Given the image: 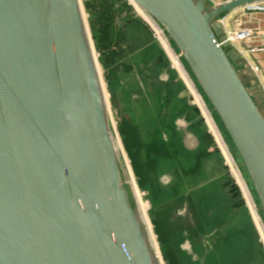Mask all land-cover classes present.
I'll return each mask as SVG.
<instances>
[{
    "label": "water",
    "instance_id": "1",
    "mask_svg": "<svg viewBox=\"0 0 264 264\" xmlns=\"http://www.w3.org/2000/svg\"><path fill=\"white\" fill-rule=\"evenodd\" d=\"M130 1L181 55L264 217L263 89L242 80L221 22L264 0ZM84 18L79 0H0V264H161L125 187Z\"/></svg>",
    "mask_w": 264,
    "mask_h": 264
},
{
    "label": "rangeland",
    "instance_id": "2",
    "mask_svg": "<svg viewBox=\"0 0 264 264\" xmlns=\"http://www.w3.org/2000/svg\"><path fill=\"white\" fill-rule=\"evenodd\" d=\"M79 1L105 90L110 128L125 187L132 198L133 206L146 223L160 263L214 264L210 253L211 245L217 239V236L214 237L217 229H210L213 232L205 239V246L209 244L207 248L198 246L195 235L198 234L195 227V225L198 227V218L191 212V201L187 197L172 199L178 181L176 167L163 166L158 160L154 161L148 157L149 149L145 145L146 133L156 124V109L153 107L156 94L165 98L170 92L173 93L169 99L171 107L169 120L173 124L174 148L177 152L190 157L204 158L207 143L206 138L201 137L199 132L211 134L214 138L212 140L219 146L221 157L211 158L205 169L209 173L217 169L221 175H225L222 167L225 162L228 171L227 179L224 180L231 186L234 181L235 187L240 189L264 244V217L259 214L262 223L254 219L258 216L252 211L253 204L257 206L255 195L251 191L244 171L241 167L242 172L239 170L240 164L235 158V152L226 144L220 126L216 119L214 120L216 117L212 116L208 108L211 119H207L202 112L199 115L186 110L185 112L189 113L184 114L175 107L178 98L188 94L194 96L192 89L197 90L191 74L183 65V60L182 67L179 68L172 55L158 40L155 30L146 21V16L130 0ZM132 86L138 93H133V88H130ZM194 100V103L189 99L186 100V106L198 107L196 99ZM168 111H163L166 113L159 114V117L165 116ZM203 116L206 119L204 124ZM225 145L231 154L228 153ZM210 152L214 150L211 148ZM172 154L173 149L155 152V156L163 159L171 157ZM229 191L227 187L226 194L230 195ZM147 194L150 195L152 202L147 199ZM165 197L172 200L161 204ZM222 199V206L231 201L226 195H222ZM156 203L159 209L156 213H151L153 204ZM246 224L248 230H244V233H247V238L250 239L251 224L249 222ZM212 225L213 223L210 227ZM231 257L237 259L239 255L231 252Z\"/></svg>",
    "mask_w": 264,
    "mask_h": 264
},
{
    "label": "trees",
    "instance_id": "3",
    "mask_svg": "<svg viewBox=\"0 0 264 264\" xmlns=\"http://www.w3.org/2000/svg\"><path fill=\"white\" fill-rule=\"evenodd\" d=\"M153 50V48L151 49ZM161 52V51H160ZM161 54V53H160ZM146 59V57L144 58ZM184 64V63H183ZM185 65V64H184ZM133 93H138L134 90ZM173 96V93H169V96L163 98L160 94H156L154 98L153 107L156 115V124L153 125L150 131L146 133V142L148 150V157L151 159L158 160L163 166L176 167L178 181L175 185L173 198H188L191 201L192 205V214L198 218V227L195 225L198 234H195L197 237V244L200 247H208L209 244L205 246V239L208 237L211 232L210 229L216 228V233L214 237L217 239L214 241L212 246V251L210 253L211 260L213 259L214 264H264V244L262 243L256 226L253 223V218L250 214L249 207L246 200L242 196L240 189L236 186L233 181L231 184L226 183L224 180L227 179L228 168L224 162V174L221 175L217 169L213 170V173H209L205 167L209 160L213 157H221V151L217 143L213 142L214 138L208 133L199 132L201 137L206 138V147L205 153L203 154L204 158H196L194 156H186L182 153L177 152V149L174 148L175 139L173 138L174 129L173 124L170 122V113L171 107L169 103L170 97ZM188 99L194 103V98L192 94H188L185 97L178 98L175 104V107L181 111V113L186 110L193 111L201 115L199 108L194 105L186 106V100ZM165 110H169L165 116H160L161 113ZM183 116V115H182ZM202 123L204 120L202 118ZM200 131V130H198ZM208 138V139H207ZM213 139V140H212ZM226 143L229 145L232 151L233 148L230 146L229 139H225ZM209 151L212 148L214 152ZM170 150L173 149V154L169 158H162L155 156L157 150ZM223 161V160H222ZM226 171V172H225ZM229 173V172H228ZM231 181V182H232ZM227 187L229 188V194H226ZM222 195L228 196L231 201L228 204L222 206ZM147 199H150V195L147 194ZM169 197L162 199V203L172 200ZM217 200V201H216ZM153 204V209L151 213H156L159 209ZM242 217V220L240 218ZM264 219V218H263ZM238 222V223H236ZM247 222L251 224L250 232L252 237L247 238V233H244V230H248ZM213 223L212 227L210 225ZM189 233V229L186 230ZM214 238V239H215ZM235 246H238L234 250ZM237 249V250H236ZM231 252L239 255V258L233 259L231 257Z\"/></svg>",
    "mask_w": 264,
    "mask_h": 264
},
{
    "label": "crops",
    "instance_id": "4",
    "mask_svg": "<svg viewBox=\"0 0 264 264\" xmlns=\"http://www.w3.org/2000/svg\"><path fill=\"white\" fill-rule=\"evenodd\" d=\"M227 1L230 0H208L209 4L211 6L213 5V7H218L226 3ZM258 4L256 7L253 8L248 6L249 11H251V13H248L247 8L236 9L233 12L223 16L221 22H223L222 24L224 26L225 31L236 32L241 30H251L254 33L250 39L238 43L235 47L241 58H243L247 62V66L244 69L240 70V76L242 80L249 87L256 85L261 86V88L263 89L264 96V12H256V10L264 11V1ZM185 68L188 73L191 74L187 69L186 65ZM190 76L197 90L202 95L201 97L207 105V108L211 110L207 100L205 99L201 90L193 79L192 74ZM260 109L262 112H264V102L260 104ZM200 112L202 111L200 110ZM212 116L215 117L214 115ZM215 119L220 126V130L222 131L223 136L225 138H228L220 122L217 120V118H214V120Z\"/></svg>",
    "mask_w": 264,
    "mask_h": 264
},
{
    "label": "built area",
    "instance_id": "5",
    "mask_svg": "<svg viewBox=\"0 0 264 264\" xmlns=\"http://www.w3.org/2000/svg\"><path fill=\"white\" fill-rule=\"evenodd\" d=\"M144 15L146 16V21L148 22V24L155 30V33H156V36L158 37V40L162 43V45L165 47V49L172 55V57H173L172 59L174 60V62L178 65L179 68L182 67V63L183 62H182V58L180 57L181 55L177 52V50L174 48V46H172V44L169 42L168 36L166 35L165 31L153 21L154 19H151L146 14H144ZM225 32H226L227 38L230 40L232 46L235 49H236L235 46L238 43L250 39L253 36V34H254L251 30H241V31H236V32H234V31H225ZM184 67H185V65H184ZM182 74H183V70H182ZM197 92H198V90H195L194 88L192 89V93L194 95L193 97H195L194 99H196L198 107L200 108V110L202 111V113L204 114V116L207 119H209V118L211 119V114L208 112L207 106L204 103V100L202 99L201 95L200 96L198 95L199 92L198 93ZM227 151H228L229 154H231L230 151L228 150V147H227ZM232 158H233V156H232ZM238 168H239V166H238ZM239 170L241 171L240 168H239ZM244 184H245V186L247 188L246 183H244ZM247 190H248V188H247ZM248 197H249V192H248ZM252 211H255L256 214L258 215L257 217H254V219L256 218V220L258 219L257 222L259 221L260 223H262L263 220L259 216V214L260 215H262V214L257 210V206L255 204H253V206H252ZM256 220H255V222H256Z\"/></svg>",
    "mask_w": 264,
    "mask_h": 264
},
{
    "label": "flooded vegetation",
    "instance_id": "6",
    "mask_svg": "<svg viewBox=\"0 0 264 264\" xmlns=\"http://www.w3.org/2000/svg\"><path fill=\"white\" fill-rule=\"evenodd\" d=\"M142 12V11H141Z\"/></svg>",
    "mask_w": 264,
    "mask_h": 264
}]
</instances>
